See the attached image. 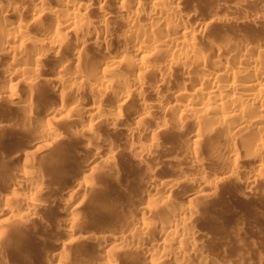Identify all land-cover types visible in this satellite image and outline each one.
Returning <instances> with one entry per match:
<instances>
[{
	"label": "bare ground",
	"instance_id": "bare-ground-1",
	"mask_svg": "<svg viewBox=\"0 0 264 264\" xmlns=\"http://www.w3.org/2000/svg\"><path fill=\"white\" fill-rule=\"evenodd\" d=\"M194 1L0 0V264H227L195 206L264 181V39Z\"/></svg>",
	"mask_w": 264,
	"mask_h": 264
},
{
	"label": "rangeland",
	"instance_id": "rangeland-1",
	"mask_svg": "<svg viewBox=\"0 0 264 264\" xmlns=\"http://www.w3.org/2000/svg\"><path fill=\"white\" fill-rule=\"evenodd\" d=\"M247 1L249 0H195L194 4L202 7L204 11L216 9V16L221 19L230 17H235L236 19V21L226 23L223 21L212 23L207 29L208 34L225 33L231 36L244 34L264 39V19L261 22L253 24L251 20L242 18L243 12L246 9L248 11L251 10L249 15L252 16V11H255L256 7L264 6V0H251V6H249V1L246 7H244L243 5ZM213 12L215 13V11ZM17 118L18 114L0 104L1 120L6 121L9 119L15 121ZM14 127L11 125L0 126V146L8 143L6 137L12 131H16L14 130L16 127ZM17 132L20 131L18 130ZM182 150V147L176 144L172 147L171 151L167 152L166 157L158 159V165H163L161 166L162 169L159 168L161 169L159 172L162 171L161 173L164 177H167L170 173L169 176H171L172 173H175L173 171L176 169L185 172L191 170L189 164L186 165L184 162H177L173 159L175 155L180 156ZM243 167L245 168L241 169L239 174L242 177L249 171L247 166ZM205 168L215 174H219L221 170L218 165L208 163L205 164ZM239 189L240 187L233 181L221 179L216 189L211 191V198L195 206L199 211V220H196V230H200L199 232L202 234L205 232L203 234L205 237L201 238L203 242L200 244L203 245L204 251L209 255H213L212 252H215L214 255L219 254V257L220 255L225 257L228 261L227 264H257L254 261H256L259 255L264 259V181H261L256 186L253 194L247 193V196L246 194L243 196V192L241 191L242 193H240ZM80 200L75 197L74 201L79 203ZM46 218H49L47 214ZM46 246L49 245L46 244ZM72 247L73 251L70 247H68V250L72 251L70 253L73 256L72 264H75L77 254L74 250H76V247Z\"/></svg>",
	"mask_w": 264,
	"mask_h": 264
}]
</instances>
